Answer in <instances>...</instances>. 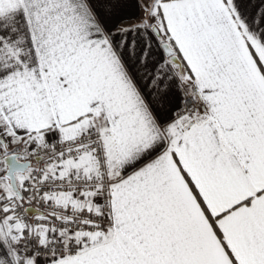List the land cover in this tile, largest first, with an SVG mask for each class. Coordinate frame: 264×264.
<instances>
[{
	"label": "snow or ice",
	"instance_id": "1",
	"mask_svg": "<svg viewBox=\"0 0 264 264\" xmlns=\"http://www.w3.org/2000/svg\"><path fill=\"white\" fill-rule=\"evenodd\" d=\"M0 264H264V0H0Z\"/></svg>",
	"mask_w": 264,
	"mask_h": 264
}]
</instances>
